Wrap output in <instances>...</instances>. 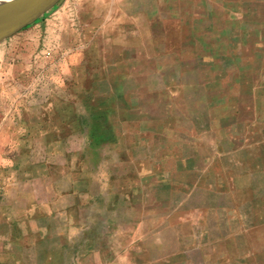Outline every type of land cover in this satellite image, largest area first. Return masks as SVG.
<instances>
[{"label":"crops","instance_id":"0c3cea01","mask_svg":"<svg viewBox=\"0 0 264 264\" xmlns=\"http://www.w3.org/2000/svg\"><path fill=\"white\" fill-rule=\"evenodd\" d=\"M118 1L87 115L104 156L69 193L11 196L13 261L31 246L37 264H264V0Z\"/></svg>","mask_w":264,"mask_h":264},{"label":"rangeland","instance_id":"374dc122","mask_svg":"<svg viewBox=\"0 0 264 264\" xmlns=\"http://www.w3.org/2000/svg\"><path fill=\"white\" fill-rule=\"evenodd\" d=\"M109 3L116 15L118 0H60L0 42V264H16L13 257L21 255L19 248L7 245L18 238L11 226L20 221L11 196L36 186L44 199L53 187L69 193L72 184L66 179H74V173L87 178L104 156L101 122L94 120L93 127L87 115L94 99L109 90L91 85L100 79L98 65L117 59L115 23L102 25L100 20ZM103 26L110 47L104 46ZM20 179L63 180L29 184ZM53 221L60 224L61 218ZM27 228L36 230L34 224ZM58 235L46 231L47 249H60ZM36 251L26 249V264H37Z\"/></svg>","mask_w":264,"mask_h":264},{"label":"water","instance_id":"95a60500","mask_svg":"<svg viewBox=\"0 0 264 264\" xmlns=\"http://www.w3.org/2000/svg\"><path fill=\"white\" fill-rule=\"evenodd\" d=\"M60 0H26L17 8L0 15V42L33 23Z\"/></svg>","mask_w":264,"mask_h":264},{"label":"bare ground","instance_id":"6f19581e","mask_svg":"<svg viewBox=\"0 0 264 264\" xmlns=\"http://www.w3.org/2000/svg\"><path fill=\"white\" fill-rule=\"evenodd\" d=\"M25 1L26 0H0V15L12 11Z\"/></svg>","mask_w":264,"mask_h":264}]
</instances>
